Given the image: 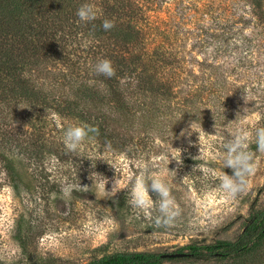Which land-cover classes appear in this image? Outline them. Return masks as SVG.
Masks as SVG:
<instances>
[{"label": "rangeland", "instance_id": "obj_1", "mask_svg": "<svg viewBox=\"0 0 264 264\" xmlns=\"http://www.w3.org/2000/svg\"><path fill=\"white\" fill-rule=\"evenodd\" d=\"M131 1L139 39L163 55L139 69L157 71L166 83L162 97L140 95L138 116L146 117L135 133L121 132L112 147L87 138L78 152H69L64 130L77 119L49 103L39 109L0 97V121H7L0 123V151L20 178L16 190L0 161V264H87L116 251L172 253L190 244L235 241L252 215L264 211V151L256 144V130L264 128V0ZM77 47L75 64L47 65L37 81L52 88L51 81L73 72L93 84L94 73L85 72L94 64L85 39ZM131 76L120 78L123 87L136 82ZM57 84L58 95H71L64 81ZM36 118L46 124L43 129ZM185 129L191 134L181 136ZM237 129L248 134L255 168L246 190L232 199L220 180L233 174L222 160ZM142 173L169 186L180 209L173 225L155 224L166 213L151 180L149 215L133 206ZM68 185L73 191L65 197ZM121 193L128 206L120 213L115 205ZM162 264H264V236L241 257L184 256Z\"/></svg>", "mask_w": 264, "mask_h": 264}, {"label": "trees", "instance_id": "obj_2", "mask_svg": "<svg viewBox=\"0 0 264 264\" xmlns=\"http://www.w3.org/2000/svg\"><path fill=\"white\" fill-rule=\"evenodd\" d=\"M85 3L98 10L95 20L82 22L76 15L78 8ZM134 8L131 0H0V97L28 103L32 108L42 109L48 103L54 105L65 116L98 129L89 138L100 142L99 145L116 146L121 132L133 134L138 123L140 127L144 125L141 118L146 115L142 112L138 116V111L143 110L138 104L144 96L142 92L160 97L166 92L165 80L158 77L157 71L152 74L145 68L139 69L140 65L149 66L150 60L154 62L163 55L159 47L147 49L139 39L141 27L136 21ZM105 19L114 22V27L108 31L102 27ZM82 39L92 54L93 66L102 59H109L115 75L108 78L97 74L91 64L89 70L84 68L85 72L94 73L93 84L80 80L78 75L72 76L73 72L57 78V83L62 80L70 86L71 95H58L55 87L59 85L53 81L50 82L52 88L41 85L37 79H40L38 75L44 67H53L58 61L76 63L74 56L80 49L76 45H81ZM133 74L138 81L125 83L126 87H123L120 78L132 77ZM35 120V126L41 129L46 126L41 125V118ZM0 123L5 125L7 121ZM0 161L4 162L17 190L20 178L14 163L4 151H0ZM127 206L128 197L121 193L115 208L121 213ZM262 236L264 211L252 215L235 241L190 244L178 252H184L187 247L190 251L186 257L198 261L237 258L251 251ZM162 254L116 251L94 257L87 264H162L170 259L162 257Z\"/></svg>", "mask_w": 264, "mask_h": 264}, {"label": "clouds", "instance_id": "obj_3", "mask_svg": "<svg viewBox=\"0 0 264 264\" xmlns=\"http://www.w3.org/2000/svg\"><path fill=\"white\" fill-rule=\"evenodd\" d=\"M76 15L82 22H90L97 18L98 10L94 5L90 3L82 4ZM102 27L105 31H108L114 27V22L105 19L102 23ZM211 51V49H209ZM97 74L111 78L115 75V69L112 62L109 59L100 60L94 68ZM20 107V106H19ZM26 108V107H21ZM98 132V129L88 125L86 123H78L71 125L64 130L63 143L69 152H78L82 142L90 137V134ZM187 133L190 135V131L185 129L181 132V136ZM248 139L247 132L243 129H237L232 134V138L225 145L226 154L223 156V166L231 167L233 174H225L220 180V187L223 189L227 197L235 199L238 194L244 192L247 187V177L254 172V159L253 154L247 150L246 141ZM256 144L260 151H264V128L256 130ZM178 163H182L181 159H178L176 154L172 155ZM169 164V160L165 161ZM147 180L152 181V188L159 190L164 199L160 203V208L166 213L165 216H159L155 224L157 226L165 225L171 226L174 224L176 217L180 215V209L178 208L175 200L170 196L169 186L159 177L148 176L143 173L136 178L133 189V206L139 209L145 216L149 215V209L152 207L153 201L150 198L147 188ZM73 191V186L68 185L62 188L63 195L68 197Z\"/></svg>", "mask_w": 264, "mask_h": 264}, {"label": "water", "instance_id": "obj_4", "mask_svg": "<svg viewBox=\"0 0 264 264\" xmlns=\"http://www.w3.org/2000/svg\"><path fill=\"white\" fill-rule=\"evenodd\" d=\"M187 253L185 252H172V253H163L162 257L164 258H175V257H184Z\"/></svg>", "mask_w": 264, "mask_h": 264}]
</instances>
